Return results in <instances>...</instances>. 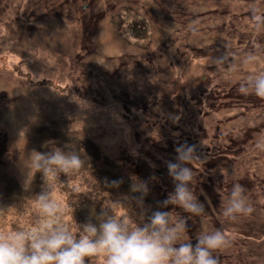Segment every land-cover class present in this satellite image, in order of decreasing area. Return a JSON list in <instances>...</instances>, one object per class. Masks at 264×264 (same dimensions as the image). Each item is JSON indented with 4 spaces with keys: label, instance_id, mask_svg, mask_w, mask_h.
<instances>
[{
    "label": "rangeland",
    "instance_id": "rangeland-1",
    "mask_svg": "<svg viewBox=\"0 0 264 264\" xmlns=\"http://www.w3.org/2000/svg\"><path fill=\"white\" fill-rule=\"evenodd\" d=\"M259 74L264 0H0V231L53 222L32 203L41 175L22 186L33 150L84 161L55 180L56 219L75 232L111 201L138 222L167 210L158 204L173 191L165 162L187 143L199 155L192 188L208 226L230 241L214 253L218 264H264V99L247 87ZM190 114L192 135L176 127ZM140 182L143 209L132 199ZM236 184L254 211L230 220L223 206ZM169 212L186 221L183 240L205 226Z\"/></svg>",
    "mask_w": 264,
    "mask_h": 264
},
{
    "label": "clouds",
    "instance_id": "clouds-1",
    "mask_svg": "<svg viewBox=\"0 0 264 264\" xmlns=\"http://www.w3.org/2000/svg\"><path fill=\"white\" fill-rule=\"evenodd\" d=\"M247 87L256 97L264 99V74L249 80ZM246 91L247 88H241V92ZM262 146L264 142L258 141L257 147ZM175 153L174 159L165 162L173 191L158 202L160 208L167 210H155L138 222L129 215H117L114 208L122 203L111 201L101 206L95 222L92 217L84 223L76 222L73 232L56 219L62 209L56 198L55 180L60 174L78 172L84 161L79 153L59 147L45 152L33 150L23 162L26 173L22 186L25 190L30 177L41 175L42 187L32 203L40 218H52L53 222L31 232L0 231V264H86L96 257H103V264H218L214 253L227 247L230 241L221 228L208 226L205 203L193 191L190 165L199 158L196 146L180 144ZM136 191L141 195L132 199L143 209L144 197L149 192L147 182L138 183ZM172 207L202 218L205 226L194 241L182 239L188 226L183 218L173 222L169 212ZM253 211L243 187L234 185L223 206V216L234 220Z\"/></svg>",
    "mask_w": 264,
    "mask_h": 264
},
{
    "label": "trees",
    "instance_id": "trees-1",
    "mask_svg": "<svg viewBox=\"0 0 264 264\" xmlns=\"http://www.w3.org/2000/svg\"><path fill=\"white\" fill-rule=\"evenodd\" d=\"M135 21H137V20H135ZM134 23V22H133ZM132 26H133V28H135L136 27V25H134V24H132ZM198 95L199 96H202L203 95V93H202V91L201 92H199L198 93ZM143 107H145V104L143 105ZM144 109V108H143ZM195 121V116L193 117L192 116V114H190L188 117H184V118H182V119H180V123L178 124V125H176V127H178L179 128V130H180V132H182L183 130H186V129H189V134H191L192 135V133H191V126H193V122ZM171 125H169V127H170ZM197 128H198V130L200 131L201 130V128H200V124H196L195 125ZM179 130H176V131H179ZM196 130V129H195ZM198 131V132H199ZM197 132V133H198ZM179 141V140H178ZM208 148L209 149H204V151L205 150H210V146L208 145Z\"/></svg>",
    "mask_w": 264,
    "mask_h": 264
},
{
    "label": "flooded vegetation",
    "instance_id": "flooded-vegetation-1",
    "mask_svg": "<svg viewBox=\"0 0 264 264\" xmlns=\"http://www.w3.org/2000/svg\"><path fill=\"white\" fill-rule=\"evenodd\" d=\"M195 239H193L192 241H194Z\"/></svg>",
    "mask_w": 264,
    "mask_h": 264
}]
</instances>
